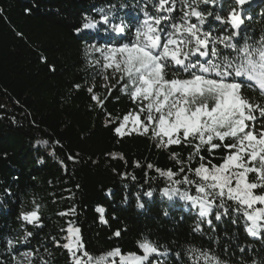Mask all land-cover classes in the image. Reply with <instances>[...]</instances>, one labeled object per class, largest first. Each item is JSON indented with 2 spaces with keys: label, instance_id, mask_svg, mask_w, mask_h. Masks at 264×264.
I'll list each match as a JSON object with an SVG mask.
<instances>
[{
  "label": "trees",
  "instance_id": "trees-1",
  "mask_svg": "<svg viewBox=\"0 0 264 264\" xmlns=\"http://www.w3.org/2000/svg\"><path fill=\"white\" fill-rule=\"evenodd\" d=\"M154 3L0 0V264H16L27 252L35 253L34 264H41V258L50 264H71L62 247L69 226L80 228L85 250L94 255L116 247L125 254L140 253L137 241L147 237L161 252L168 250L167 257L155 258L156 264H192L188 256L192 246L215 252L228 264H264V242L249 236L243 222L233 224L231 216L218 222L212 216L215 231L203 222L202 232L196 233L193 228L201 220L197 210L179 198L169 201L161 196L171 181L156 169L177 171L180 165L171 154L179 153L186 161L190 147L157 148L151 133L119 136L115 131L125 115L140 113L138 102L121 91L127 81L103 69L96 63L102 60L100 54L88 49L93 44L104 48L130 42L145 11L157 14ZM109 5H115L116 15L130 25L131 36L120 40L103 26L99 31L76 32L84 16L99 19L97 10L107 11ZM230 6V0L201 5L225 17ZM245 9L250 17L242 25L246 32L235 38L241 44L245 38L254 42L264 36V2ZM178 14L179 3L173 15ZM209 25L218 36L233 31L213 17H208L205 28ZM246 94L253 96L252 91ZM225 152L201 154L218 165ZM149 163L155 167L148 169ZM198 163L197 158L187 167L194 169ZM187 167L174 179L184 175L195 179ZM171 186L196 194L194 186ZM148 191L153 192L151 198L145 195ZM138 200L143 209L137 207ZM98 207L104 209L107 223L100 222ZM37 208L39 221L21 219ZM70 209L75 212L59 215ZM117 230L120 237L114 236Z\"/></svg>",
  "mask_w": 264,
  "mask_h": 264
},
{
  "label": "snow or ice",
  "instance_id": "snow-or-ice-1",
  "mask_svg": "<svg viewBox=\"0 0 264 264\" xmlns=\"http://www.w3.org/2000/svg\"><path fill=\"white\" fill-rule=\"evenodd\" d=\"M178 3L180 14L173 15ZM249 3L250 0H230L225 17L201 7L215 6L217 0H155L153 7L157 14L145 11V18L135 27L130 42L104 48L93 44L88 51L99 53L102 60L96 63H102L103 69H111L127 81L121 91L138 102L140 113L125 115L115 129L118 134L123 135L131 121V131L140 135L151 133L150 139L157 148L183 145L192 149L186 161L180 159L179 153L171 154L170 158L180 165L177 171L158 168L156 171L171 181L162 190V197L169 201L179 198L197 210L201 220L193 231L201 233V223L206 222L214 232L215 225L209 217L214 216L219 222L222 217L231 216L233 224L243 222L249 236L264 242V36L254 42L245 38L243 44L235 39L242 31L246 32L242 25L250 18L244 8ZM107 7V11L104 7L97 10L99 19L84 16L76 32L99 31L103 26L120 40L131 36L130 25L116 15L115 5ZM208 17L229 25L233 31L216 35L211 25L205 28ZM246 91H252L253 96ZM92 99L97 97L93 95ZM140 114H144L143 120ZM215 149L226 150L218 165L201 154L203 150L211 156ZM197 158V167H187ZM154 167L147 164L148 169ZM186 167L195 179L188 175L174 179ZM178 184L194 186L196 194L171 186ZM145 195L151 198L153 192ZM137 207L143 209L145 205L138 200ZM96 211L101 213L100 222L107 223L104 209L98 207ZM74 212L75 209H70L59 215ZM163 214L167 216L168 210ZM21 219L36 223L40 219L38 208L23 213ZM67 233V242L62 247L70 254L71 264H156L155 258L168 255L166 248L161 252L160 246L147 237L137 241L142 254H125L116 247L94 255L85 250L79 227L69 226ZM31 235L26 233L25 242ZM120 235V230L114 233L116 237ZM12 243L8 241L10 250ZM239 251L243 253L245 249L240 247ZM21 255L23 260L13 257L16 264H34V252ZM188 256L192 264H228L215 252L195 246L188 249ZM41 264L50 261L41 258Z\"/></svg>",
  "mask_w": 264,
  "mask_h": 264
},
{
  "label": "rangeland",
  "instance_id": "rangeland-1",
  "mask_svg": "<svg viewBox=\"0 0 264 264\" xmlns=\"http://www.w3.org/2000/svg\"><path fill=\"white\" fill-rule=\"evenodd\" d=\"M131 128H132V123H131V121H129V123L125 126V128H124V130H123V132H124V134L123 135H120V134H118L119 136H124V135H127V134H130V133H134V132H132L131 131ZM166 139V138H165ZM67 235H68V233H67ZM67 242V240L65 239V242L63 243V244H65ZM62 244V245H63ZM138 254H140V253H138ZM142 254V253H141ZM70 255V254H69ZM77 255H81L80 253H77ZM71 257V256H70Z\"/></svg>",
  "mask_w": 264,
  "mask_h": 264
},
{
  "label": "water",
  "instance_id": "water-1",
  "mask_svg": "<svg viewBox=\"0 0 264 264\" xmlns=\"http://www.w3.org/2000/svg\"><path fill=\"white\" fill-rule=\"evenodd\" d=\"M263 2H264V0H250V3L246 4L244 6V8H246V7H254V6H256V5L260 4V3H263Z\"/></svg>",
  "mask_w": 264,
  "mask_h": 264
}]
</instances>
